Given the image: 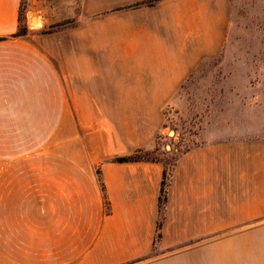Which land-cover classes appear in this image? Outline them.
Masks as SVG:
<instances>
[{"label":"crops","instance_id":"crops-1","mask_svg":"<svg viewBox=\"0 0 264 264\" xmlns=\"http://www.w3.org/2000/svg\"><path fill=\"white\" fill-rule=\"evenodd\" d=\"M19 6L0 0V135L6 114L23 121L12 130L30 128L54 92L59 119L75 130L69 138L62 127L67 140L44 152L39 199L57 239L0 264H264V132L202 130L170 170L161 160L117 161L152 147L162 107L226 39L230 1L160 0L94 18L45 56L8 37ZM53 184L58 191H48ZM86 192L96 206L88 226Z\"/></svg>","mask_w":264,"mask_h":264},{"label":"rangeland","instance_id":"rangeland-1","mask_svg":"<svg viewBox=\"0 0 264 264\" xmlns=\"http://www.w3.org/2000/svg\"><path fill=\"white\" fill-rule=\"evenodd\" d=\"M158 1L20 0V27H26L20 37L45 56L46 47L60 48L62 40L75 39V34L94 18L104 19ZM229 1L226 39L213 42L216 55L203 61L162 107L163 126L150 149L135 153L137 159L161 160L170 170L182 151L201 141L202 130L244 128L254 134L264 132V0ZM103 5L112 7L95 10ZM53 62L56 64L55 58ZM52 100L51 105L36 106L28 127L31 130L19 131L23 121L7 120L10 114H6L4 135H0V260L26 256L34 251L29 246L35 242L57 239L55 226L53 232L52 227L46 230L44 200L39 199L47 191L44 152L47 147L59 148L62 139L67 140V136L61 137L62 127L68 128L70 138L75 122L67 125L59 119L62 106L56 92ZM13 125L19 129L12 130ZM48 191H58L56 184L49 185ZM84 195L88 226L95 219L89 208L93 213L96 206L91 193Z\"/></svg>","mask_w":264,"mask_h":264},{"label":"trees","instance_id":"trees-1","mask_svg":"<svg viewBox=\"0 0 264 264\" xmlns=\"http://www.w3.org/2000/svg\"><path fill=\"white\" fill-rule=\"evenodd\" d=\"M18 22H19V25H18V29L15 33L11 34L10 36L8 37H19L23 34H25V31H26V27H20V22H21V17H20V12L18 14ZM4 39H7V37H0V41L1 40H4ZM137 157H136V154L135 155H131V156H128V157H121V158H117V161H120V162H123V161H131V160H136ZM165 180L162 181V188H161V194H160V198H159V206L160 208L162 207V205L164 204L165 200H166V194H165Z\"/></svg>","mask_w":264,"mask_h":264},{"label":"bare ground","instance_id":"bare-ground-1","mask_svg":"<svg viewBox=\"0 0 264 264\" xmlns=\"http://www.w3.org/2000/svg\"><path fill=\"white\" fill-rule=\"evenodd\" d=\"M35 20H36V18H35Z\"/></svg>","mask_w":264,"mask_h":264}]
</instances>
